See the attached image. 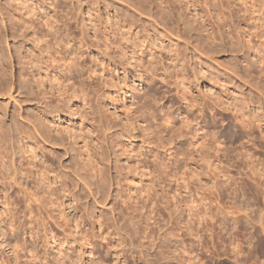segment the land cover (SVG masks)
<instances>
[{
  "label": "rangeland",
  "instance_id": "1",
  "mask_svg": "<svg viewBox=\"0 0 264 264\" xmlns=\"http://www.w3.org/2000/svg\"><path fill=\"white\" fill-rule=\"evenodd\" d=\"M230 1L0 0V264H264V0Z\"/></svg>",
  "mask_w": 264,
  "mask_h": 264
},
{
  "label": "bare ground",
  "instance_id": "2",
  "mask_svg": "<svg viewBox=\"0 0 264 264\" xmlns=\"http://www.w3.org/2000/svg\"><path fill=\"white\" fill-rule=\"evenodd\" d=\"M231 2H234V0H231L230 3H231ZM30 5H31V4H30ZM30 5H29V4H25V6L22 5V6H23L22 9H23V11H24L23 13H24L25 15L29 16L28 19L24 20V22H20V23H23V24H22V25H23V28H22L23 31H22V32L20 31L21 34L18 35V36H19L18 38L21 37V38L23 39V42H25V41L28 40V39L26 40V36H27L28 33H29V29L32 27V25H34V19L32 18V17H33V16H32V12H33V10L30 9ZM31 7H32V6H31ZM232 9H233V11L235 12L236 17L239 18L240 16L238 15V13L240 12L241 9H235V8H232ZM246 11H247V9H245V12H246ZM15 12H16V11H15ZM15 12H13V14H14ZM17 12H18V9H17ZM0 14H1V13H0ZM0 16L2 17L3 15L1 14ZM14 18H15V17H14L13 15H11V18H10L11 20H8V19H7V21L12 22V28L10 27V25H8L10 29H13V26H15V24H18V25H19L18 21H15L16 18H15V19H14ZM240 18H241V17H240ZM16 20H17V19H16ZM44 21H46V20H44ZM10 22H9V24H11ZM42 22H43V21H42ZM49 23H50V22H48V21L44 22V24H45L46 27H47V26L50 27ZM40 24H41V23H40ZM35 25H36V24H35ZM43 26H44V25H43ZM33 27H34V26H33ZM36 27H37V26H36ZM43 28H44V27H43ZM6 29H7V28H6ZM14 29H16V28L14 27ZM14 29H13V30H14ZM22 29H20V30H22ZM40 29H41V28H40ZM51 29H52V28H51ZM16 30H18V29H16ZM16 30H15V31H16ZM43 30H44V29H43ZM49 30H50V29H49ZM8 31H9V30H8ZM40 31H41V30H40ZM40 31H39V32H40ZM12 32H13V31H12ZM33 32H34V31H33ZM10 33H11V32H10ZM35 34H36V32H35ZM13 35H14V34H13ZM13 37H14V36H13ZM41 37H42V38H45V35H41ZM248 37H249V38H248V39H249L248 41H252V40H254V39L259 40V38H264V28H263V30H262L261 32H257L256 30H253V31L249 32V33H248ZM15 39H16V38H15ZM22 39H21V40H22ZM29 40H30V39H29ZM39 40H40L42 43L44 42V43H43L44 45L47 44L46 48L49 47V46H48V42H50V41H48V40H47V41H48V42H47L46 40H44V41L41 40V38H39V37H34V39H33L32 41L38 42ZM40 41H39V42H40ZM28 42H29V41H28ZM39 42H38V43H39ZM258 42H259V41H258ZM263 42H264V40H263ZM29 43H30V42H29ZM42 43H41V44H42ZM52 43H53V42H52ZM52 43H51V45H50L51 47H53V45H56V46H58V47L61 46L60 42H59V43L55 42L53 45H52ZM33 45H37V44H33ZM33 47H34V46H33ZM33 47H32V48H33ZM39 47H40V46H39ZM41 47H43V46L41 45ZM35 48H37V47H35ZM46 48H45V49H46ZM49 48H50V47H49ZM53 48H54V47H53ZM55 48H56V47H55ZM56 49H57V48H56ZM21 50H22V49H21ZM33 50H34V49H33ZM35 50L40 51L39 48H38V49H35ZM35 50H34V51H35ZM47 50H48V49H47ZM63 50H64V49H63ZM44 51H45V50H44ZM26 52H27V51H26ZM27 53H28V52H27ZM30 53H31V52H30ZM34 53H35V52H34ZM43 53H44V52H43ZM63 53H64V52H63ZM47 54H48V53H47ZM30 55L33 56L32 54H28V55H26L25 57L22 56V57H20V58H21V59H26V64L29 65L28 68H34V69H35V66H34V65H36V64H35V63H36V60H38V59H40V58L37 59V57L34 55L36 58L34 57V58L31 60V58H30L31 56H30ZM40 55H41V57L43 56V55L41 54V51H40ZM48 55H49V54H48ZM65 55H66V53L64 54V56L62 55L63 57L60 55V57H61L60 59H61V60H64V62H65V60H66V56H65ZM44 56H45V55H44ZM46 56H47V55H46ZM15 58H16V57H15ZM15 58H14V59H15ZM42 58H43V57H42ZM18 60H19V59H18ZM16 61H17V60H16ZM19 62H20V61H19ZM41 62H42V61H41ZM71 62H72V61H71ZM71 62H70V64H69V63H65V64H63V65L65 66L64 68L66 69L65 71H67V74H68V72L71 71V68H72V66H73V64H72L73 62H72V63H71ZM170 63H171V62H170ZM66 64H67V65H66ZM74 65H75V64H74ZM170 65H171V64H170ZM172 65H173V64H172ZM182 66H183V65H182ZM28 68H27V69H28ZM27 69H26V70H27ZM174 69L176 70V68H174ZM26 70H25V71H26ZM31 70H33V69H31ZM29 72H30V71H29ZM153 74H154V73H153ZM28 76H29V75H28ZM33 76H34V75H33ZM33 76H31V77H33ZM27 78H28V77H27ZM66 78H67V77H66ZM28 79H29V78H28ZM30 79H32V78H30ZM55 80H56V79H55ZM55 80H54V81H55ZM180 80H181L180 83L182 82V84H184V85H182V88H181V89H182V93H181V100H182V102H185V103L187 104V106H189V107H190V106H192V107L195 106V104H194V99L192 98V96H189V94L187 93V89H189V88L186 86L187 83H186V81H185V78L182 76V78H181ZM25 81H26V79H25ZM54 81H53V82H54ZM28 82H29V80H28ZM34 82H35V81H34ZM61 82H62V81H61ZM61 82L57 83V84L59 85V88H62V83H63L64 81H63L62 83H61ZM24 86H25V85H24ZM29 86H30V85H29ZM39 86L41 87V85H39ZM25 87H26V86H25ZM52 87H53V86H51V88H52ZM37 88H38V87H37ZM59 88L57 87V90H56L57 92H59L58 96L61 95V94H60V91H58ZM64 89H65V86H64ZM38 90H39V89H38ZM50 90H51V89H50ZM54 91H55V90H54ZM42 92H43V91H42ZM45 92H46V91H45ZM45 92H44V93H45ZM54 93H55V92H54ZM61 93H62V92H61ZM64 93H65V92H64ZM49 94H50V92H49V93L47 92V94H45V96L47 97V96H49ZM51 96H57V94H56V95H53V93H52ZM51 96H49L48 98H50ZM43 97H44V96H43ZM61 97H62V95H61ZM61 97H60V98H61ZM58 98H59V97H58ZM60 98H59V99H60ZM74 98H75V97H74ZM51 99H52V98H51ZM57 100H58V99H57ZM62 100H63V99H62ZM50 101H51V100H50ZM59 101H60V100H59ZM61 103H62V102H61ZM62 104H63V103H62ZM162 118H163V125H165V126L167 127V130H168L170 133H172L173 131H176V129H175V128H176V127H175V126H176V125H175V124H176V123H175V119H172L170 116H168V114L162 116ZM242 121L244 122V120H242ZM180 124H181V126H180L181 129H183V128H188V127L190 126V125H189L190 122L188 121V117H186V118H185V117L181 118V119H180ZM195 135H196L197 137H199V138H194V137H193V139H192L193 142H191V145L197 144V143H198L197 140H198V139H201V138H202V141H204V137H203V135L200 134V133H198V131L196 132ZM9 148H10V150H9L10 152H9L8 154H7L5 151L2 152V150H0V164L2 163L1 166H0V168H4L6 163L9 164L10 166L14 167V163H13L14 161H13V158L15 157L16 152H14V151L12 150L13 147H10V145H9ZM25 160H26V159H25ZM25 160H24V161H25ZM27 160H28V159H27ZM30 160H32V159H30ZM27 162H28V161H27ZM27 162H25V163H27ZM28 163L30 164V162H28ZM19 164H20V163H19ZM21 165H22V164H21ZM24 165H25V164H24ZM19 166H20V165H19ZM12 167H11V168H12ZM15 167H16V166H15ZM20 167H22V166H20ZM11 168H10V170H11ZM22 168H23V167H22ZM7 170H8V169H7ZM20 170H21V169H20ZM45 170H46V169H45ZM24 171H25V176H26L27 178H31V177H33V170H29V169L27 170V168H26V169H24ZM97 171H98V170H97ZM2 172H3V171H1V169H0V178H1V179H2V177H3L4 175H6L5 172H4L5 174H2ZM36 173H37V175L41 178V180L44 181V182H45L46 179L48 178V177H46L45 173L42 172V171H38V172L36 171ZM11 174H12V179H10L8 183L10 184L11 182H13L12 185H13V184L16 185V184H17V182H16L17 179H16V178H17V175H18V174L20 175V173H18V172L16 171L15 168H12ZM100 174H101V173H99V175H100ZM7 175H8V174H7ZM7 175H6V176H7ZM9 175H10V174H9ZM22 175H23V174H22ZM22 175H21V176H22ZM101 175L103 176V174H101ZM25 176H23V177H25ZM102 176H101V177H102ZM7 177H8V176H7ZM5 178H6V177H5ZM5 178H4V179H5ZM8 178H9V177H8ZM40 178H39V179H40ZM32 179H33V178H32ZM48 179H49V178H48ZM48 179H47V180H48ZM6 180H7V179H6ZM31 181H32V180H31ZM9 184H8V185H9ZM41 184H42V183H41ZM41 184H40V185H41ZM40 185H39V186H40ZM38 189H39V188H38ZM50 192H51V191H50ZM50 192H49V194H50ZM54 192H55V191H54ZM52 193H53V192H52ZM32 196H34V195H32ZM36 196H37V195H36ZM36 196H34L35 199H34V198L32 199V198H31V195L28 194V195L25 196V199L29 198V200H30V198H31V199L33 200V202H37V201H38L39 204L42 205V202H43V199H44V198H42V197L40 198L39 196H37V197H36ZM51 196H52V195H51ZM32 200H31V201H32ZM45 200H46V199H44V201H45ZM52 201H53V200H52ZM47 203H48V202H47ZM49 203H50V202H49ZM60 203H61V202H60ZM58 205H60V204H58ZM40 207H42V206H40ZM60 207H61V206H60ZM43 208H44V207H43ZM54 208H56V206H55ZM57 208H58V207H57ZM45 209H46V208H45ZM54 211H55V210H54ZM62 211H63V210H61V214H62L61 217L63 218V220H65L66 216H65V214H64V216H63V212H62ZM51 215H52V213H51ZM47 216H48V215H47ZM49 217H50V216H49ZM49 217H48V218H49ZM51 217H52V216H51ZM52 218H54V217H52ZM53 220H54V219H53ZM65 222H66L65 224L67 225V220H66ZM54 223H55V222H54ZM44 224H45V223H44ZM44 226H45V225H44ZM35 233H37V232H35Z\"/></svg>",
  "mask_w": 264,
  "mask_h": 264
}]
</instances>
